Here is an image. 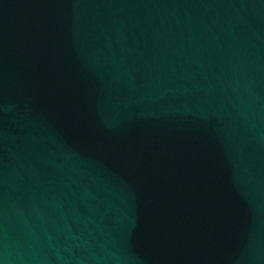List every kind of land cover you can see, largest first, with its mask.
Returning a JSON list of instances; mask_svg holds the SVG:
<instances>
[{
	"label": "water",
	"instance_id": "95a60500",
	"mask_svg": "<svg viewBox=\"0 0 264 264\" xmlns=\"http://www.w3.org/2000/svg\"><path fill=\"white\" fill-rule=\"evenodd\" d=\"M0 264H264V0H0Z\"/></svg>",
	"mask_w": 264,
	"mask_h": 264
}]
</instances>
